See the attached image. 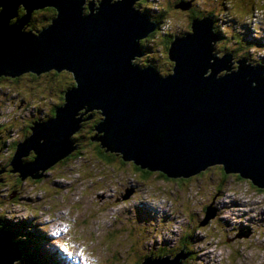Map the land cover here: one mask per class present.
I'll return each instance as SVG.
<instances>
[{"label": "water", "instance_id": "1", "mask_svg": "<svg viewBox=\"0 0 264 264\" xmlns=\"http://www.w3.org/2000/svg\"><path fill=\"white\" fill-rule=\"evenodd\" d=\"M137 2L0 0V75L68 70L75 83L53 115L32 121L9 166H0V181L6 170L22 181L42 177L77 148L73 133L92 116L83 115L97 109L101 116L89 138L125 161L171 178L220 164L225 173L264 189V63L246 56L234 60L232 51L219 54L214 19L204 14L170 41L172 72L140 65L135 59L144 54L141 39L158 23ZM20 5L25 11L19 16ZM190 5V0L176 4ZM45 6L56 10L49 23L26 29L31 13ZM31 151L34 157L25 160ZM210 206L200 224L215 215ZM13 236L0 223V264L22 256ZM184 246L173 256L146 255L140 264H183Z\"/></svg>", "mask_w": 264, "mask_h": 264}, {"label": "rangeland", "instance_id": "2", "mask_svg": "<svg viewBox=\"0 0 264 264\" xmlns=\"http://www.w3.org/2000/svg\"><path fill=\"white\" fill-rule=\"evenodd\" d=\"M142 1L154 11L157 4L166 8L162 28L174 34L189 29L195 11L210 10L220 28L243 38L245 50L250 46L252 61L264 54V0H190L188 9L176 7L177 0ZM239 19L244 25L237 27V35L231 26ZM160 35L148 41V49L159 45L154 55L163 50ZM235 43L218 40L217 50H233ZM222 45L231 49H218ZM36 75L0 80V119L20 138L33 120L48 117L66 80L65 75ZM96 149L92 143L81 145L76 155L58 163L40 182L26 183L18 198L7 197L3 204L14 226L22 227L21 222L28 229L26 248L34 264H45L42 253L47 264H139L147 253L180 250L183 241L192 249L186 264H264V243L250 238L248 219L264 223V190L249 179H222L218 167L190 179L159 171L145 175L132 161L113 153L105 159ZM12 188L11 183L0 185V192ZM207 204L216 214L200 224ZM186 234L190 236L184 239Z\"/></svg>", "mask_w": 264, "mask_h": 264}, {"label": "trees", "instance_id": "3", "mask_svg": "<svg viewBox=\"0 0 264 264\" xmlns=\"http://www.w3.org/2000/svg\"><path fill=\"white\" fill-rule=\"evenodd\" d=\"M180 1H184V0H177L176 2H175V4H177L178 2H180ZM223 2H225L224 0H222ZM137 4H142L143 5V7L144 6H146L147 8H150V5H148V4H146L145 2H143L142 0H140V1H138L137 2ZM230 5V4H229ZM157 10L156 11H154V10H149V14H150V16H151V18H154L155 20H157L158 22H160V20H164V14H165V10H166V8L164 7V6H162V5H160V4H157ZM189 8H191V5H190V7ZM19 9V11H22V12H24L25 11V8H23V6L22 5H20V7L18 8ZM55 8L54 7H52V6H45V7H41V8H37V9H35L32 13H31V15H30V18H29V22H28V24L26 25V27L27 28H29V29H34V27L35 28H40V27H43V26H45L46 24H48L49 23V21H50V18L55 14ZM85 11H88V8H87V5L85 4ZM204 14H211L213 17H215V18H217V16H214L213 15V13H212V11H210V10H208V11H195L193 14H191V19L193 18V17H196V16H202V15H204ZM244 18V17H243ZM242 18V19H243ZM191 19H190V21H191ZM242 19H239V20H234L235 22H236V24H237V26L236 27H242L243 25H244V23H243V21H242ZM165 21V20H164ZM238 28H236V29H238ZM216 29L218 30V34H219V36H221V40H223V41H225V42H228V41H231V40H233L234 42H236L235 43V46H234V48H236V49H238L239 50V57H247L248 59H251V57L249 56V51H248V46H246V50L245 49H243V47H244V45H243V38H241L240 36H236V35H234L233 33H230V34H228V33H226V31H224V30H220V28H219V26L217 25L216 26ZM236 34L238 35V32H236ZM154 35V31H152L151 33H150V37H152ZM173 35H174V33L173 32H169V31H163L162 32V35H160V40H161V42H162V46H163V50H164V53H166V49H167V45L170 43V41H171V39H172V37H173ZM220 38V37H219ZM150 39V38H149ZM149 39L146 41V42H142V44H143V46H144V48L145 49H147V53H146V55L147 56H149L148 58H150V60L151 61H153V62H155V63H158L159 65H161V64H164L165 63V61L164 60H162L160 57H161V55H163V52L161 51L159 54H157V55H154V51L156 50L157 51V46H159V45H157V46H153L152 45V47H154V48H152V49H148L149 48V43H148V41H149ZM243 40V41H242ZM246 45V44H245ZM223 47L222 48H227V49H231V48H229V47H226L225 45H222ZM217 49V48H216ZM221 50V49H220ZM218 51V50H217ZM264 57V56H263ZM158 58H160V59H158ZM26 73H28V74H30V75H32V76H35V77H37L38 75H35L34 73H29V72H26ZM45 73H47L50 77L52 76V74H54L55 76H59V75H61V76H66V80L64 81V83L62 84V87H61V90H64V89H67L68 87H71V85H74V78L72 77V74L69 72V71H67V70H61V71H47V72H45ZM44 74V73H43ZM7 77H9V78H13L14 80H16V79H18V78H20V75L19 76H14V77H12V76H7V75H0V80L1 79H4V78H7ZM59 97H60V101L59 102H57L54 106H57L58 104H60L61 103V101H62V98H63V95L61 94V95H59ZM53 110H54V107L50 110V112H49V115H51V114H54V112H53ZM92 116L90 117V118H88V119H86L85 121H84V123H83V125H82V127L80 128V130L76 133V138L78 139V147L75 149V151L76 152H72V153H70V155H68V156H66V157H64L63 159H62V161H65L66 159H68L71 155H76V153L78 152V151H80L79 150V147L81 146V145H85V146H89V144H94L95 145V147L97 148L96 149V151L103 157V158H105V159H109V157H108V153L109 152H105V150H104V147H102L101 145H100V142L98 141V140H91L89 137H90V135H91V132L90 131H92L93 130V127H94V124L97 122V120L100 118V113H99V111L98 110H94V111H92ZM48 115V116H49ZM30 125H31V123L29 124V125H27L26 127H28L29 128V131L24 135V137L29 133V132H31V128H30ZM25 128V127H24ZM9 129H10V127H9V124H4V122L3 121H1V119H0V137H1V140H0V148H2V146H9L10 147V156H9V158L12 156V154H13V151H14V149H15V145H16V141L15 142H9L8 143V140H7V133L9 132ZM85 130V129H89V131H87L86 133H85V131L84 132H82L81 130ZM91 129V130H90ZM83 133V134H82ZM84 135V136H83ZM4 136L6 137V138H4ZM23 137V136H22ZM22 137L20 138V139H22ZM23 137V138H24ZM19 140V139H18ZM17 140V141H18ZM2 154H0V156H1ZM34 155H35V153L33 152V151H31L28 155H26L24 158H26L25 160H29V159H32L33 157H34ZM1 158V157H0ZM2 160V159H1ZM1 160H0V166H5V165H8V164H6V162L5 163H1ZM9 160L10 159H8V162H9ZM9 166V165H8ZM142 172H143V174H148V173H152L151 171H147V170H141ZM161 175H163V176H165L164 174H162V173H160ZM18 179H19V177H18ZM1 185H7L8 183H0ZM7 199V197H6V195L4 194V195H2V193L0 192V208H1V206L3 205V203H4V201ZM9 219L3 214V212L0 210V222H1V224L2 225H8L9 227H10V229L13 231V233H14V239L17 241V243L20 245V247H22V249H23V252L24 253H26V254H28V255H30L31 256V252L30 251H28L27 250V248H26V246H28V243L26 242V240H27V238H28V235H26L25 237H24V235H22V234H24L25 233V231L21 228V227H15L14 225L13 226H11V220H9ZM21 224H23V223H21ZM190 235L189 234H186L185 235V237H184V239H187L188 237H189ZM185 244V241H183L182 242V244ZM35 247V246H34ZM35 248H37V247H35ZM186 250L188 251V252H192V249L189 247V246H186ZM166 253H173V252H164V254H166ZM43 260L45 261V264H47V262H46V259H45V257L43 256ZM30 261L32 262V263H34L33 262V260L32 259H30Z\"/></svg>", "mask_w": 264, "mask_h": 264}, {"label": "flooded vegetation", "instance_id": "4", "mask_svg": "<svg viewBox=\"0 0 264 264\" xmlns=\"http://www.w3.org/2000/svg\"><path fill=\"white\" fill-rule=\"evenodd\" d=\"M18 14H19V16L20 15H22L23 14V12L22 11H19V9H18ZM187 30H185L184 32H186ZM158 32L160 33V29H158ZM159 33H154V35L156 34H159ZM150 38V34L147 36V37H145V38H143V39H141V42H146L148 39ZM221 41V40H220ZM217 43V42H216ZM169 45V44H168ZM167 45V46H168ZM226 47H228V46H226ZM217 48V47H216ZM230 48V47H229ZM218 49H223V48H221V47H218ZM225 49V48H224ZM243 49H244V47H243ZM235 52H237V53H234V58L235 59H237L238 58V52H239V50L238 49H236V48H234L233 49ZM216 51H217V49H216ZM224 51H226V50H223V51H221V52H218L219 54H221L222 52H224ZM162 52H163V55H161V59L162 60H164L165 61V63L162 65V66H164V71H161L160 69H159V64L158 63H155V62H153V61H151L150 60V58H148L149 56H147L146 55V53H147V49H145V52H144V54L143 55H141L138 59H137V62L140 64V65H145V64H148V63H152L154 66H155V68L159 71V72H161L162 74H167V73H169V72H171L172 71V65H173V61L171 60V59H169L168 58V56H167V52L166 53H164V50H162ZM160 58H158V59H160ZM261 59H257L256 61H260ZM234 66H236V64H235V62H234V64H233ZM30 73H32V72H30ZM35 74V73H34ZM36 75V74H35ZM71 86H73V85H71ZM94 110H97V109H94ZM94 110H92V111H94ZM80 111H83V109H81ZM92 111H88V112H86L83 116H85V115H87L88 113H91V115H93L92 114ZM99 111V110H98ZM88 119V118H87ZM86 119H84V120H82V125H83V123H84V121H85ZM94 128V127H93ZM24 131L22 132V133H20L23 137H24V135L29 131V128L28 127H25L24 129H23ZM91 130V129H90ZM30 133V132H29ZM28 133V134H29ZM21 136V137H22ZM22 137V138H23ZM0 140H1V137H0ZM74 152H76L75 150L73 151V153ZM105 152H108V151H105ZM109 153H113V152H109ZM113 154H117V153H113ZM11 154H10V147L9 146H6V150H5V152L0 156L1 158H0V160H1V163H5L6 162V164H8V159H10L9 158V156H10ZM117 155H120V154H117ZM121 157V156H120ZM26 159V158H25ZM122 159V158H121ZM123 160V159H122ZM60 162H62V160L61 161H59V162H57V163H55L50 169H52L53 167H55L58 163H60ZM216 167H218L219 168V171L220 172H222L223 173V176H222V179H224L226 176H230V175H236V176H238L239 177V175L237 174V173H228V174H225L224 172H223V169H222V167H221V165L220 164H215V165H212V166H209L208 168H206L205 170H203V171H201V172H199L198 174H196V175H193V176H190L188 179H190V178H193V177H196V176H200V175H203V174H205V173H207L209 170H213L214 168H216ZM49 169V170H50ZM47 174H48V172H47ZM47 174L46 175H44V176H42V177H40V178H36V179H33V178H30V177H27L25 180H20V179H18V176L16 175V174H14V173H12V172H10L9 170H6V171H4L3 173H1V177H2V180L0 181V183H11L12 184V186H13V188L11 189V191L10 192H8L7 194H5L6 195V197H13L14 199H16V198H18L19 196H20V193L22 192V190H23V188H24V185L26 184V183H30V182H33V183H38V182H40L45 176H47ZM7 175H9V176H12V181L11 180H9V176H8V178H6V176ZM1 185V184H0ZM4 186H6V185H4ZM263 191V190H262ZM6 201V200H5ZM263 225H264V223H258V226L260 227V228H262L263 227ZM30 256L28 255V254H26V253H24V252H22V256H21V259H22V264H29V263H31V264H34V263H32L31 261H30V259L31 258H29Z\"/></svg>", "mask_w": 264, "mask_h": 264}, {"label": "clouds", "instance_id": "5", "mask_svg": "<svg viewBox=\"0 0 264 264\" xmlns=\"http://www.w3.org/2000/svg\"><path fill=\"white\" fill-rule=\"evenodd\" d=\"M164 25H158V29H160V33H162L163 31H167V29H163L162 27H163ZM156 28V29H157ZM155 29V30H156ZM155 30H154V33H155ZM150 34V33H149ZM148 34V35H149ZM173 38V37H172ZM172 40V39H171ZM141 44H142V42H141ZM142 46H143V44H142ZM167 48H168V46H167ZM143 49H144V52H145V48H144V46H143ZM229 51H232L233 52V55H234V53H237V52H235L234 50H229ZM166 52H167V49H166ZM223 53V52H222ZM221 53V54H222ZM238 54H239V52H238ZM143 55V54H142ZM264 54H262L261 56H259L260 57V62H262V63H264ZM140 57V56H139ZM139 57H137L135 60H136V62H137V59L139 58ZM238 58H241V57H239V55H238ZM234 60H236L235 58H234ZM235 64L237 65V63L235 62ZM55 71V70H54ZM68 71V70H67ZM70 72V71H69ZM172 72V71H171ZM71 73V72H70ZM73 77V76H72ZM74 80V79H73ZM75 84V83H74ZM65 91V89L63 90V92ZM62 95H63V93H62ZM64 100V99H63ZM54 108H55V106H54ZM53 112H54V110H53ZM51 115H53V114H51ZM51 115H49V116H51ZM48 116V117H49ZM101 116V115H100ZM40 119H46V118H40ZM100 119V118H99ZM98 119V120H99ZM97 120V121H98ZM95 125V124H94ZM81 127H82V122H81ZM80 127V128H81ZM11 128H13V129H16L15 127H11ZM80 128L78 129V131L80 130ZM94 130V129H93ZM16 131H17V129H16ZM78 131H76L75 133H73V135H72V137L73 138H75L76 139V141L78 142V139L75 137L76 136V133L78 132ZM94 133H95V130H94ZM93 133V134H94ZM19 134V133H18ZM93 134H91L90 136H92ZM19 139V140H18ZM7 140H8V143L9 142H15L16 141V143L18 142V141H20L21 139H20V137L17 135V133H15L14 131L13 132H11L10 131V129H9V132L7 133ZM18 140V141H17ZM92 140V139H91ZM78 147V146H77ZM5 148H6V146H2V148H0V154H3L4 152V150H5ZM74 151V150H73ZM72 151V152H73ZM2 152V153H1ZM71 152V153H72ZM108 152H111V151H108ZM113 153H115V152H113ZM68 155H70V154H68ZM67 155V156H68ZM66 157V156H65ZM63 159V158H62ZM61 159V160H62ZM61 160H59V161H61ZM59 161H57V162H59ZM125 161V160H124ZM56 162V163H57ZM54 165V164H53ZM52 165V166H53ZM215 165V164H214ZM52 166H50L49 168H47L46 170H44V174L42 175V176H44V175H46L47 174V172L48 171H50L51 169V167ZM137 166V165H136ZM212 166V165H211ZM139 166H137V168H138ZM209 167V166H208ZM207 167V168H208ZM222 167V166H221ZM140 168V167H139ZM50 169V170H49ZM142 170H147V169H145V168H141ZM223 169V168H222ZM148 171V170H147ZM157 171V170H156ZM203 171V170H202ZM201 172V171H200ZM224 172V171H223ZM159 173H161L160 171H159ZM225 173V172H224ZM231 173V172H230ZM163 174V173H162ZM198 174V173H197ZM225 174H228V173H225ZM194 175H196V174H194ZM166 176V175H165ZM193 176V175H192ZM167 177V176H166ZM240 177V176H239ZM178 178H183V177H178ZM186 178H188V177H186ZM242 178V177H241ZM256 188H258V187H256ZM259 190H261L262 191V189L263 188H258ZM264 190V189H263ZM4 203H5V201H4ZM3 203V204H4ZM207 205H209V204H207ZM206 205V206H207ZM4 205H2L1 206V208H0V210L3 212V214L9 219V220H11L10 218V216H8L10 213V211H8V210H3V207ZM206 206H205V208H206ZM212 206V205H211ZM213 208H215L214 206H212ZM215 212H216V209H215ZM204 214H205V211H204ZM216 214V213H215ZM215 216V215H214ZM213 216V217H214ZM204 217V216H203ZM213 217H211V218H213ZM211 218H209V219H211ZM208 219V220H209ZM248 219H249V224H250V227H251V231L249 232V235H250V238L252 239V240H255V241H259V242H263L264 243V225H263V227L262 228H260L259 226H258V222H256L255 220H252L251 219V216H248ZM8 220V221H9ZM207 220V221H208ZM206 221V222H207ZM205 222V223H206ZM1 223V222H0ZM20 224H21V222H19ZM199 223H200V221H199ZM204 223V224H205ZM2 225V224H1ZM14 225V221L13 220H11V226H13ZM22 225V229L25 231V233L28 231V229H27V231H26V229H25V227H24V225L23 224H21ZM3 226H5V228H8V229H10V227L8 226V225H3ZM18 228L20 227V226H17ZM11 230V229H10ZM12 231V230H11ZM13 232V231H12ZM14 234V233H13ZM22 235H24V234H22ZM240 235V234H239ZM26 235H24V237H25ZM43 236H45V237H47L46 235H44L43 234ZM241 236V235H240ZM13 238H14V236H13ZM41 242V244H43V242L44 241H40ZM19 245V244H18ZM183 245V244H182ZM182 245H181V247H182ZM185 245V244H184ZM19 247H20V245H19ZM35 247H37V246H35ZM181 247H180V249H181ZM185 247V246H184ZM21 248V250H22V252H23V249H22V247H20ZM179 251V250H178ZM177 251H174L173 253H166V254H170V256H173L175 253H176ZM185 252H188L187 250H186V247H185ZM166 254H151V253H147V254H145L142 258H141V260L146 256V255H152V256H163V255H166ZM188 254H190V252H188ZM42 255L45 257V255L42 253ZM30 256V255H29ZM188 256V255H187ZM186 256V257H187ZM29 258H31V256L29 257ZM20 259V258H19ZM18 259V260H19ZM32 259V258H31ZM185 259V258H184ZM17 260V261H18ZM141 260L139 261V264H140V262H141ZM183 264H186V262H185V260H183Z\"/></svg>", "mask_w": 264, "mask_h": 264}, {"label": "bare ground", "instance_id": "6", "mask_svg": "<svg viewBox=\"0 0 264 264\" xmlns=\"http://www.w3.org/2000/svg\"><path fill=\"white\" fill-rule=\"evenodd\" d=\"M205 170V169H204ZM148 171H151V170H148ZM151 172H154V171H151Z\"/></svg>", "mask_w": 264, "mask_h": 264}, {"label": "built area", "instance_id": "7", "mask_svg": "<svg viewBox=\"0 0 264 264\" xmlns=\"http://www.w3.org/2000/svg\"><path fill=\"white\" fill-rule=\"evenodd\" d=\"M5 150H6V148H5Z\"/></svg>", "mask_w": 264, "mask_h": 264}]
</instances>
